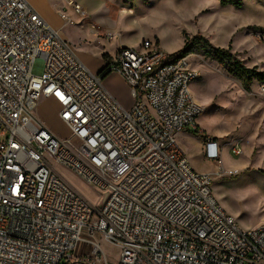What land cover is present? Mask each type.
<instances>
[{
	"label": "built area",
	"instance_id": "built-area-1",
	"mask_svg": "<svg viewBox=\"0 0 264 264\" xmlns=\"http://www.w3.org/2000/svg\"><path fill=\"white\" fill-rule=\"evenodd\" d=\"M108 72L127 84L130 109L104 87ZM199 76L189 57L151 40L121 47L93 73L26 0H0V264H72L85 237L93 264L104 260L98 238L121 250L119 264H264V226L242 231L179 144L203 112L189 89ZM41 98L58 104L69 139L41 121ZM204 144L222 168L218 140ZM231 145L242 156V142ZM53 164L102 190V205Z\"/></svg>",
	"mask_w": 264,
	"mask_h": 264
},
{
	"label": "rangeland",
	"instance_id": "rangeland-1",
	"mask_svg": "<svg viewBox=\"0 0 264 264\" xmlns=\"http://www.w3.org/2000/svg\"><path fill=\"white\" fill-rule=\"evenodd\" d=\"M75 1L85 10V17L75 14L64 0H43L44 17L59 28L60 36L93 73L104 68V55L115 57L121 47L136 48L145 40L157 41L160 50L175 54L178 47H184L185 35H201L217 48L230 49L247 68L264 72V0H242L240 8L221 7L217 0H134L130 5L121 0ZM61 13L70 18L68 25H63ZM188 57L200 75L189 89L203 112L179 144L193 170L213 178L214 198L238 227L244 232L258 229L264 226V78L254 80L246 92L217 61L196 54ZM118 77L109 75L104 87L123 108L130 109L129 89ZM36 113L59 138H70L49 99L39 100ZM206 138L217 139L222 147L220 169L205 157ZM236 140L244 147L240 157L231 153ZM53 167L92 205H102V190L67 167ZM98 240L105 260L101 264H119L121 250ZM85 258L80 257L78 264H93Z\"/></svg>",
	"mask_w": 264,
	"mask_h": 264
},
{
	"label": "trees",
	"instance_id": "trees-1",
	"mask_svg": "<svg viewBox=\"0 0 264 264\" xmlns=\"http://www.w3.org/2000/svg\"><path fill=\"white\" fill-rule=\"evenodd\" d=\"M123 4L130 5L134 0H121ZM221 7H235L240 8L242 6V0H217ZM192 54L201 55L205 58L217 61L233 78L239 80L243 89L246 92H250L251 85L256 79H263L264 72L258 73L256 68L249 69L245 63L237 58L230 49H222L213 46L206 38L201 35H195L188 37L185 35L184 47L176 52L175 56L188 57ZM109 55H104V59H107ZM106 61V60H105ZM112 73L104 75L103 80L106 79ZM198 132V129H196ZM207 139V138H206ZM217 140V139H215Z\"/></svg>",
	"mask_w": 264,
	"mask_h": 264
},
{
	"label": "crops",
	"instance_id": "crops-1",
	"mask_svg": "<svg viewBox=\"0 0 264 264\" xmlns=\"http://www.w3.org/2000/svg\"><path fill=\"white\" fill-rule=\"evenodd\" d=\"M29 4H31L33 7H34V9L40 14V16L46 21V19H45V15H46V10H45V8L43 7V0H26ZM47 22V21H46ZM48 23V22H47ZM54 30H56V31H58L59 30V28L57 27V26H53V25H51L50 23H48ZM160 42V41H159ZM137 48V47H136ZM182 49V45L180 46V47H178L174 52H178V51H180ZM114 74H117V73H114ZM120 78H122L119 74H117ZM118 77V78H119ZM122 80H123V82H124V84L127 86V84L125 83V81H124V79L122 78ZM128 87V86H127ZM129 89V88H128ZM49 101L50 102H52L55 106H56V108H57V113L59 114V106H58V104L53 100V99H49ZM55 134V133H54ZM56 136H58L57 134H55ZM185 136H186V133H182V134H180L179 136H178V141H180V143H181V141L183 140V138H185ZM180 146H181V144H180ZM182 147V149L184 150V152H185V155H186V151H185V149H184V147L183 146H181ZM187 157V156H186ZM85 240L86 241H84L83 243H81V245L79 246V248H78V250H77V252H76V254H75V260L72 262V264H78V260H79V258L81 257V259L82 258H84V257H86V256H89L90 254H91V251H92V245H91V241H92V239L91 238H89V237H85ZM103 240V239H102ZM105 241V240H104ZM96 242H99V240L97 239L96 240ZM100 243V242H99ZM100 247H101V244H100ZM106 264V263H105Z\"/></svg>",
	"mask_w": 264,
	"mask_h": 264
},
{
	"label": "water",
	"instance_id": "water-1",
	"mask_svg": "<svg viewBox=\"0 0 264 264\" xmlns=\"http://www.w3.org/2000/svg\"><path fill=\"white\" fill-rule=\"evenodd\" d=\"M102 71H103V69H102ZM102 71H101V72H102ZM101 72H100V73H101ZM100 73H98V74H100ZM108 73H109V72H108ZM108 73H107V74H108ZM105 75H106V74H105ZM103 77H104V76H103Z\"/></svg>",
	"mask_w": 264,
	"mask_h": 264
},
{
	"label": "bare ground",
	"instance_id": "bare-ground-1",
	"mask_svg": "<svg viewBox=\"0 0 264 264\" xmlns=\"http://www.w3.org/2000/svg\"><path fill=\"white\" fill-rule=\"evenodd\" d=\"M60 35V34H59Z\"/></svg>",
	"mask_w": 264,
	"mask_h": 264
}]
</instances>
